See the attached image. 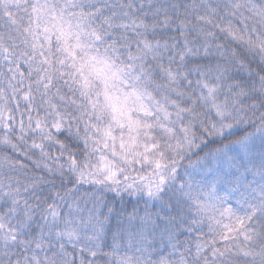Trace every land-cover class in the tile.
Returning <instances> with one entry per match:
<instances>
[{
    "label": "snow or ice",
    "instance_id": "6c2138e0",
    "mask_svg": "<svg viewBox=\"0 0 264 264\" xmlns=\"http://www.w3.org/2000/svg\"><path fill=\"white\" fill-rule=\"evenodd\" d=\"M0 264H264V0H0Z\"/></svg>",
    "mask_w": 264,
    "mask_h": 264
}]
</instances>
